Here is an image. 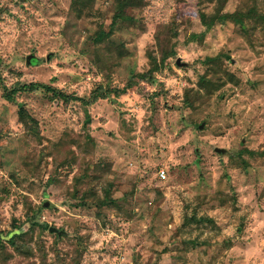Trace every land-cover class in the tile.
<instances>
[{
	"label": "rangeland",
	"instance_id": "rangeland-1",
	"mask_svg": "<svg viewBox=\"0 0 264 264\" xmlns=\"http://www.w3.org/2000/svg\"><path fill=\"white\" fill-rule=\"evenodd\" d=\"M252 2L227 0L223 11ZM214 4L148 0L97 48L85 41L111 22L113 0L82 17L71 0H0V73L10 88L45 83L86 96L113 87L91 105L53 99L40 85L13 100L0 89V229L29 233L31 206L35 220L65 230L57 237L35 226L31 255L8 246L0 264H264V24L207 28L198 12ZM257 6L264 11V0ZM172 21L176 55L153 81L120 92L150 68L156 30ZM221 52L233 77L187 106L184 88L197 87L206 58ZM31 53L39 61L27 64ZM20 103L37 133L20 121ZM109 183L117 203L93 206Z\"/></svg>",
	"mask_w": 264,
	"mask_h": 264
},
{
	"label": "trees",
	"instance_id": "trees-1",
	"mask_svg": "<svg viewBox=\"0 0 264 264\" xmlns=\"http://www.w3.org/2000/svg\"><path fill=\"white\" fill-rule=\"evenodd\" d=\"M97 0H71L70 12L76 17H82L85 15H91L95 10V3ZM148 0H113V15L111 22L108 24L102 23L96 31L89 34L85 46L95 45V47H100L101 44L105 42H114L115 38L113 37L115 30L119 25L125 24L127 21H133L134 16L130 13V10L143 7ZM227 0H215L214 8L211 13L204 10L198 12L200 19L206 25L207 28L213 27L218 21L233 20V22L238 25L241 30L245 31L250 28L247 19L255 20L256 22L264 24V11L260 10L257 6V0H254L252 3L239 5L238 8L233 12L223 11V7ZM174 21L171 23L161 24L155 33L158 47V55L152 54V65L147 71L138 72L127 82V84L120 89V92H125L131 88L136 81L141 80H150L153 81L156 77V72L163 70L167 64V61L170 57L176 55L175 41L173 37L177 34L175 31ZM197 36V33L192 32L189 36V39H194ZM113 45H110L111 47ZM120 53L123 52L122 43L116 45ZM231 58V57H229ZM223 53H218L215 56H208L206 58V63L208 64L210 70L203 74L198 82L197 87L186 86L183 90V101L189 107H195L197 103H205L206 100L211 98L215 91L219 90L227 81L228 77H233L229 73L228 69L223 65ZM37 85L42 86L48 92H51L50 97L53 99H60L66 103L71 101H80L84 105H91L101 98H106L112 91L113 87L109 84H99L96 86L89 95L81 96L73 93H69L63 89H56L49 84H36L29 83L23 84L20 87L10 88L4 78L2 73H0V89L2 90L3 96L8 100H13L17 91L20 90H36ZM19 108V119L24 124L27 133H37L38 131V121L34 118L26 109V107L20 103ZM99 174H96L98 178ZM99 181V178L92 185H96ZM91 185V186H92ZM96 187H92L90 192H94ZM89 192V193H90ZM88 193H85L84 197L81 200V203L84 205L87 204V198L85 197ZM93 206L99 205L100 207L113 205L117 203L116 198L112 196V185L109 183L104 188V194L102 196L96 195V200H93ZM30 211L27 212V221L31 223V227L26 232H21L18 230L20 227L18 224L17 230L5 231L0 229V255L5 259L9 258L13 253L9 252L7 247L12 246L13 249L20 254L31 255L32 250L31 246L27 243V237L31 234L33 228L38 226L40 230L49 229L50 226L46 222H41L35 220L36 210L33 207ZM195 220L194 217H191ZM61 229V228H59ZM63 230V229H61ZM53 232V231H52ZM65 230L60 234L64 236ZM28 235V236H27ZM58 237V232H57ZM27 236V237H26Z\"/></svg>",
	"mask_w": 264,
	"mask_h": 264
},
{
	"label": "water",
	"instance_id": "water-1",
	"mask_svg": "<svg viewBox=\"0 0 264 264\" xmlns=\"http://www.w3.org/2000/svg\"><path fill=\"white\" fill-rule=\"evenodd\" d=\"M38 61H39V60H38V58L35 56L34 53H31V54L27 55V57H26V62H27V64H30V63H36V62H38ZM176 61H177V63L180 64V65H186V64H187L186 61H182L181 56H178L177 59H176ZM204 125H205L204 123H201V124H200V128L204 127ZM215 150H216L217 152H219V153H225V152L227 151V149H226L225 147H219V146L215 147ZM48 203H49V202L46 201V202L44 203V206H47ZM50 231L58 232V234L60 235L64 230L59 229L57 226H52V225H51V226H50Z\"/></svg>",
	"mask_w": 264,
	"mask_h": 264
},
{
	"label": "built area",
	"instance_id": "built-area-1",
	"mask_svg": "<svg viewBox=\"0 0 264 264\" xmlns=\"http://www.w3.org/2000/svg\"><path fill=\"white\" fill-rule=\"evenodd\" d=\"M159 174L163 177L166 175L163 169L159 171Z\"/></svg>",
	"mask_w": 264,
	"mask_h": 264
}]
</instances>
